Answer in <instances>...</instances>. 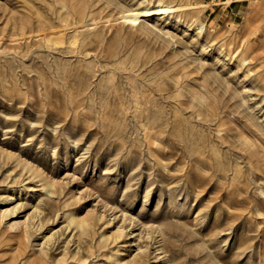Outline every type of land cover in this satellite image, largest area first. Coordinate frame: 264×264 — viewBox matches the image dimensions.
I'll list each match as a JSON object with an SVG mask.
<instances>
[{
  "label": "rangeland",
  "instance_id": "1",
  "mask_svg": "<svg viewBox=\"0 0 264 264\" xmlns=\"http://www.w3.org/2000/svg\"><path fill=\"white\" fill-rule=\"evenodd\" d=\"M143 1L0 0V264H264V1Z\"/></svg>",
  "mask_w": 264,
  "mask_h": 264
},
{
  "label": "bare ground",
  "instance_id": "2",
  "mask_svg": "<svg viewBox=\"0 0 264 264\" xmlns=\"http://www.w3.org/2000/svg\"><path fill=\"white\" fill-rule=\"evenodd\" d=\"M249 1H252L253 3H259L264 0H249ZM230 2L231 0H228L227 4H229ZM198 4H189L188 6L189 8L190 6L193 8V7H196V5ZM201 5H206V4L205 3L199 4V6ZM182 7L184 8V6L181 4H178V5L164 4L161 0L158 2H151L149 0H145L141 2L136 8L127 9L124 12H122L120 14V19L130 26H137L141 23V20L143 19H148V18H153V17H162L164 15L174 13L178 11L179 9H182ZM198 28L203 29L204 25L201 23ZM72 221L73 223L79 222L75 219H73Z\"/></svg>",
  "mask_w": 264,
  "mask_h": 264
},
{
  "label": "crops",
  "instance_id": "3",
  "mask_svg": "<svg viewBox=\"0 0 264 264\" xmlns=\"http://www.w3.org/2000/svg\"><path fill=\"white\" fill-rule=\"evenodd\" d=\"M202 1H208V0H202ZM209 1L212 2L213 0H209ZM220 1H221L220 4H217L216 6H220V5L224 6L225 5L226 7H228V6H232V5L238 4L241 0H231V2L229 4H227L228 0H220Z\"/></svg>",
  "mask_w": 264,
  "mask_h": 264
}]
</instances>
